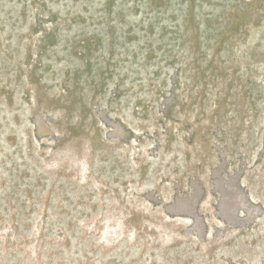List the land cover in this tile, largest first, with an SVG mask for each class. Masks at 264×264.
I'll use <instances>...</instances> for the list:
<instances>
[{
  "label": "rangeland",
  "instance_id": "obj_1",
  "mask_svg": "<svg viewBox=\"0 0 264 264\" xmlns=\"http://www.w3.org/2000/svg\"><path fill=\"white\" fill-rule=\"evenodd\" d=\"M186 218L264 264V0H0V264H158Z\"/></svg>",
  "mask_w": 264,
  "mask_h": 264
},
{
  "label": "crops",
  "instance_id": "obj_2",
  "mask_svg": "<svg viewBox=\"0 0 264 264\" xmlns=\"http://www.w3.org/2000/svg\"><path fill=\"white\" fill-rule=\"evenodd\" d=\"M170 225L187 226L191 231L184 234L182 231H171L163 237V252L158 264H201L202 252L197 250L200 239L193 231L195 222L190 218L171 222ZM186 247V248H185ZM155 264V263H154Z\"/></svg>",
  "mask_w": 264,
  "mask_h": 264
}]
</instances>
